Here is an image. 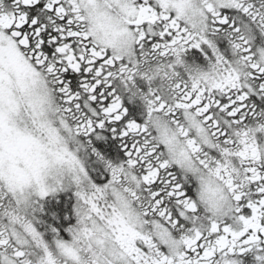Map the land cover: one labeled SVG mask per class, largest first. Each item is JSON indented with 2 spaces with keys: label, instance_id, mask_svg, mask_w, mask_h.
<instances>
[{
  "label": "snow or ice",
  "instance_id": "6c2138e0",
  "mask_svg": "<svg viewBox=\"0 0 264 264\" xmlns=\"http://www.w3.org/2000/svg\"><path fill=\"white\" fill-rule=\"evenodd\" d=\"M0 264H264V0H0Z\"/></svg>",
  "mask_w": 264,
  "mask_h": 264
}]
</instances>
